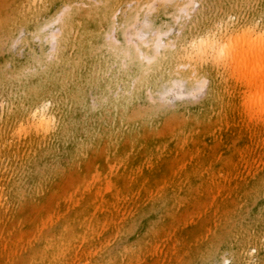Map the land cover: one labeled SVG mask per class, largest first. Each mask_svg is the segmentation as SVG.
I'll use <instances>...</instances> for the list:
<instances>
[{
	"label": "rangeland",
	"instance_id": "obj_1",
	"mask_svg": "<svg viewBox=\"0 0 264 264\" xmlns=\"http://www.w3.org/2000/svg\"><path fill=\"white\" fill-rule=\"evenodd\" d=\"M93 1L79 0L78 13ZM17 2L25 9L36 8L26 0ZM187 2H173L187 8L174 9L168 37L175 39V45L166 46L174 54L176 82L182 74L178 67L185 73L196 68L191 83L184 82L182 94L172 92V97L160 99L151 106L147 123L132 127L130 118L149 100L114 111L101 83L114 79L115 70L96 61L91 74L97 86L90 91L94 116L85 122V109L79 106L70 120L60 94L52 112L56 125L67 122L72 128V138L61 142L53 134L55 154L34 157V163L27 165L25 145L40 134L30 125L28 114L13 119L20 101L14 69L28 66L21 78L29 76L53 62L54 55L29 28L21 26L9 42L0 39V264H21L20 255L42 247L43 238L35 240L39 233L54 238L64 223L72 246L59 264H98L105 246L110 260L106 264H264V125H254L245 139L237 113L238 99L246 101V67L241 65L239 71L237 63L213 58L205 69V61L194 57L190 64L180 57L183 48L195 47V38L216 32L223 23L234 27V32H264V0ZM60 3L37 0V6H45L55 33L61 30ZM122 16L116 17L118 24ZM32 17L37 21V15ZM7 32L0 31V36ZM65 47L69 56L89 57L85 48ZM41 56L43 63L35 66L33 59ZM125 83L121 94L130 95L134 85ZM207 96L217 101L201 106ZM243 107L246 115H253L249 104ZM113 119L122 122L121 127L111 128ZM89 125L101 140L77 157L74 151ZM174 146L175 154L167 150ZM193 151L203 159L198 167L188 165L196 156ZM242 151L245 154L239 158ZM177 175L181 178L175 184L171 180ZM120 177L121 187L115 183ZM158 180L168 184L158 185ZM101 191L111 192L113 201L99 200L96 209L92 205H97ZM110 205L118 213L113 219L99 212ZM74 213L81 217L74 218ZM75 230L82 236L77 237Z\"/></svg>",
	"mask_w": 264,
	"mask_h": 264
},
{
	"label": "bare ground",
	"instance_id": "obj_2",
	"mask_svg": "<svg viewBox=\"0 0 264 264\" xmlns=\"http://www.w3.org/2000/svg\"><path fill=\"white\" fill-rule=\"evenodd\" d=\"M26 1L36 8L34 10L22 8L21 3H18L17 0H5L0 4V31L9 32L4 37L0 36V39L9 42L21 26L29 28L33 31L36 39L43 43L46 42L51 55H54V61L47 63L44 69L32 72L31 75L23 78H21V73L28 66L15 65V78L19 79L20 85V101L17 110L14 111L13 119L16 120L17 116L28 114L31 118L30 125L40 134V137L31 139L25 145L24 151H26L27 158L24 160L26 165L34 163V157H50L55 154L51 138L53 134L61 142H69V138H72V128H68L67 122L56 125L52 112V104L60 101V94L64 97L61 102L70 120L74 117L79 106H83L85 109V122L89 121V117L94 116L95 109L91 107L90 91L97 86V83L94 85L95 77L91 74L96 61L107 64L115 70L114 79L106 78L107 80L101 83L104 85L105 94L113 103L114 111L125 110L126 106L136 104L138 100L146 97L149 100L146 102L147 107L140 109L130 118L132 127L137 122L144 126L154 103L169 95L172 97V92L182 94L184 82L190 84L192 81L193 75L191 74L195 72L196 68L185 73L178 67L182 74H180L181 77H178L179 81L176 82L172 76L176 73L175 62H173L174 54L166 48V46L175 45V39L168 37L176 17L174 9L180 7L183 11L187 6L173 4L174 0H106L104 2L95 0L91 3L90 8L81 14L78 13L79 0H61L57 12V19L61 20V30L59 33H55L50 29L52 21L46 18L45 6L43 4L37 6V0ZM9 7L12 9L7 10ZM154 10L156 12L153 13ZM121 14L123 16L118 24L116 17ZM33 15H37V21H34ZM143 22L147 26L140 28L139 25ZM73 35L75 38H72ZM165 36L168 39L165 40ZM70 40L71 43H69ZM193 41L195 47L190 51H187V48L182 49L180 57L184 58L183 61L190 62V59L196 57L201 62L205 61L204 68L209 69V63L213 61V58L214 60L217 58L221 61L231 60L230 62L237 63L239 71L243 68L240 67L241 65L246 67L244 74H246L249 84L243 85L246 89L244 94H247L246 101L243 103V100L238 99L239 110L237 113L242 121V136L248 139L251 135V133L249 134L250 129L254 125L258 123L264 125V72H262L264 68V32L243 31V29L234 32V27L223 23L216 32H207ZM67 44L85 48L86 55L89 57L81 58L80 54H76L78 56L67 55L65 47ZM240 45L243 47L242 49H240ZM245 46H248L247 50ZM44 57L46 56L44 55ZM44 57H36L33 59V64L41 65ZM10 61L14 63L12 58ZM141 80H144L145 83L141 84ZM123 81L134 85L130 95L121 94ZM123 97L127 99L122 100ZM214 101H217L215 97L207 96L201 106L212 105ZM248 104L252 109V116L243 112V106H248ZM26 105H28L27 108H25ZM121 123L113 119L110 127H121ZM1 138L3 135L0 133V142ZM100 140V135L93 130L92 125H89L85 139L76 147L74 153L80 157L91 147L92 143L98 144ZM174 147L167 150L175 154L176 147ZM191 153L196 156L188 165L198 167L203 159L195 154V151ZM244 154L243 151L238 152L239 158ZM83 155L85 156V154ZM178 177L181 178V175L175 176L171 181L177 184L180 181ZM210 178L213 183L214 177ZM115 183L121 187L123 185L122 178H117ZM157 183L158 185L168 184L164 180H158ZM99 200L103 203H110L113 201V195L111 192L101 191L98 194L97 205H92L96 209L100 207ZM76 208L74 207L75 211ZM99 212L111 219L118 215L115 207H111V205L102 207ZM72 216L74 218L81 217L77 213ZM85 216L83 214V217ZM63 220L64 218L60 222ZM112 224L111 221L108 226H112ZM91 229L94 231L95 227L92 226ZM66 230H68L67 223H64L59 228V234L53 236L54 238L39 233L35 240L43 238L42 247L39 251H33L34 248H32L27 251L28 253L20 255L21 264H59L64 259L68 247L72 246L71 242L66 239ZM75 232L77 237L82 236L80 231L75 230ZM20 241L23 243L24 239ZM106 252L107 247L105 246L100 253L98 264L110 262Z\"/></svg>",
	"mask_w": 264,
	"mask_h": 264
}]
</instances>
